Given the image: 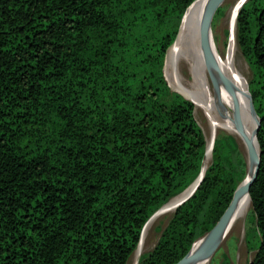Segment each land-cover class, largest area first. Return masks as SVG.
<instances>
[{
    "label": "trees",
    "instance_id": "16d2710c",
    "mask_svg": "<svg viewBox=\"0 0 264 264\" xmlns=\"http://www.w3.org/2000/svg\"><path fill=\"white\" fill-rule=\"evenodd\" d=\"M194 1L0 0V264H128L199 176L204 131L164 73ZM263 5H240L236 50L261 118L249 264H264ZM240 151L217 136L201 185L133 264H177L215 227L247 173Z\"/></svg>",
    "mask_w": 264,
    "mask_h": 264
},
{
    "label": "bare ground",
    "instance_id": "6f19581e",
    "mask_svg": "<svg viewBox=\"0 0 264 264\" xmlns=\"http://www.w3.org/2000/svg\"><path fill=\"white\" fill-rule=\"evenodd\" d=\"M245 1L246 0H235L234 5H232L229 13L231 20V33L233 38V47L230 53L231 61L234 60L239 42L236 20L239 14L240 5ZM205 8L206 0H201L196 5V7L193 8L188 22L182 25L181 33L178 35L175 43L168 50L165 62V70L168 77L172 80L175 90L191 98L195 103L196 108L197 103H199L201 110L204 111L212 124L221 126V128L227 132L229 136H232L238 144L240 143L244 151L246 162L249 164L248 172L244 180L241 182L244 184V182H246L247 178L250 176L251 170L255 164V161L248 150L247 141H251L256 155L259 154L260 147L254 135L255 128L248 122L246 117V108L243 107L244 94L243 89H241L242 87L238 86L236 88L233 95L234 108L231 109L221 99L219 88L216 89L214 86L212 79L213 77L216 78V73H214L216 61L214 58L213 66L209 67L204 59L202 49L200 25L203 20ZM183 69L187 71L186 75L184 74ZM206 141L207 148L205 155L207 156L205 165L202 167L200 178L185 193L172 197L167 202L165 212L162 214V216H159V219L171 215L174 208L181 202L182 198L184 196H188L197 186L199 180L205 176L212 162L213 144L216 139L212 143L211 138L207 137ZM251 208L252 201L250 195H242L238 199L231 214L223 239L224 241L229 236L237 235L240 238V256L242 254V248L245 246V223ZM146 241L147 238H145L141 243L139 242L140 245L138 244V248H136L133 254L134 257L132 260L130 259L131 261H129L128 264H133L137 258H141L146 252ZM200 243L201 240L196 242L195 248ZM207 263L208 262L205 261L200 264Z\"/></svg>",
    "mask_w": 264,
    "mask_h": 264
},
{
    "label": "rangeland",
    "instance_id": "374dc122",
    "mask_svg": "<svg viewBox=\"0 0 264 264\" xmlns=\"http://www.w3.org/2000/svg\"><path fill=\"white\" fill-rule=\"evenodd\" d=\"M234 2L235 0H227L223 4V6H221L223 8L222 13L218 15L216 13L217 16L215 15L213 21L212 47L214 52V58L216 61L214 73H216V81L220 90L221 99L229 108H234L233 95L236 88L238 86L242 87L241 89H243L244 94L243 107L246 108V117L248 119V122L254 128H256L258 119L252 111L249 97V91L251 89V85L255 77V72L250 66L247 59L245 58L240 44L237 56L235 53L234 60L231 61L230 59V53L233 47V38L231 33V20L229 17V13L232 5H234ZM236 23L238 29V16ZM164 71L169 86L172 88L173 91H176L175 87L172 84V80L168 77L166 73V70ZM183 71L186 75L187 71H185L184 69ZM195 114L197 121L199 122L200 126L204 131L205 138L207 139V137H210L212 143L219 134L222 133L228 135L227 132H225L221 128V126L217 124H212L209 121L204 111L201 110L199 103H197ZM238 145L241 150L240 152L242 153L245 159L242 146L240 145V143ZM240 166V170L242 172H248L249 164L248 162H246V159L245 161L242 160V164ZM171 217L172 214L160 219L158 218L159 221H157L156 226L149 231L146 241V252L152 250L156 246L163 229L167 226ZM259 245L260 234L258 232L256 224V216L254 215L253 208H251L245 223V246L242 248L241 256L240 238L237 235H232L222 242L212 261L208 262L207 264H249L250 261L254 258ZM133 257L134 255L130 259L132 260Z\"/></svg>",
    "mask_w": 264,
    "mask_h": 264
},
{
    "label": "water",
    "instance_id": "95a60500",
    "mask_svg": "<svg viewBox=\"0 0 264 264\" xmlns=\"http://www.w3.org/2000/svg\"><path fill=\"white\" fill-rule=\"evenodd\" d=\"M200 1L201 0L194 1L193 4L185 12V15L183 17L182 24H181V27H180L178 35L181 33L182 25L184 23L188 22V20H189V18L191 16V13L193 11V8L196 7V5ZM226 1L227 0H206L205 13H204L201 25H200V29H201V40H202L203 56H204V59H205L207 65L209 67H212L213 63H214V52H213V47H212V40H213V37H212V26H213V21H214V18H215V15H216L218 9L221 6H223V4ZM170 48H171V46L169 47V49ZM168 50H167V53H168ZM166 57H167V54H166ZM164 70H165V66H164ZM164 73H165V71H164ZM212 80H213L215 88L217 89L218 88V83L216 81V78L213 77ZM176 92L180 93L177 90H176ZM180 94L183 95L182 93H180ZM249 97H250V104H251L252 111L256 114L257 119H258L257 120V126H256L255 132H254V135H255V137H256V139L258 141L257 134L259 132V127L261 125V118L259 117V115H258V113L256 111L254 100H253V97H252L251 93L249 94ZM186 99H188V98H186ZM188 100H190V99H188ZM190 101L193 102L192 100H190ZM194 105H195V103H194ZM195 109H196V106H195ZM214 144H215V142H214ZM214 144H213V149H214ZM258 144H259V142H258ZM247 145H248V150L250 151V154H251L253 160L255 161V164H254V167L251 170L250 176L247 178V180H246V182H244V184L241 183L237 187V189L234 192L233 199H232L231 203L229 204L228 208L226 209V211L224 212V214L222 215V217L220 218L218 223L215 225V227L208 234H206L203 238L200 239L201 243L196 248H195V245H196V243H195L193 248L190 250V252L181 261H179L177 264H200V263H203L205 261L211 262L213 257H214V255L216 254V252L220 248V246H221V244L223 242V239H224V235H225V231H226V228H227L228 221H229V219L231 217V214H232V212H233V210L235 208V205H236L238 199L242 195H245V194H249L250 195L251 186L254 183V181L256 180L258 172H259V167H260V163H261V151H259V154L256 155L251 141L248 140L247 141ZM259 147H260V145H259ZM200 174L195 179V181L186 190H184L180 194H183L188 189H190L192 187V185H194L195 182H197V180L200 178ZM203 178H204V176L199 180L197 186L193 189V191L180 202L178 207L181 206L184 202H186L190 197H192L194 195L196 190L201 185V183L203 181ZM180 194H178V195H180ZM166 205H167V203L164 204L159 210H157L152 215V217L146 223V225H145V227L143 229V232H144V230H145V228H146V226L148 225L149 222H151L154 219L159 218V216H162V214H164ZM143 232H142V236H143ZM250 263H251V261H250ZM138 264H139V262H138Z\"/></svg>",
    "mask_w": 264,
    "mask_h": 264
}]
</instances>
